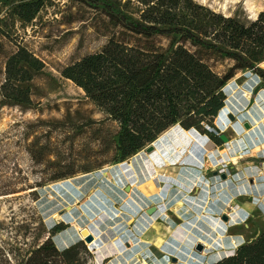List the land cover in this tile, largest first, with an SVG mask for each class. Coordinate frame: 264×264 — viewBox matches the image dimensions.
<instances>
[{
	"label": "rangeland",
	"instance_id": "1",
	"mask_svg": "<svg viewBox=\"0 0 264 264\" xmlns=\"http://www.w3.org/2000/svg\"><path fill=\"white\" fill-rule=\"evenodd\" d=\"M21 1L30 0H0V41H4L0 52V67L3 55L18 46L27 47L45 65L28 82L34 102L32 107L23 108L0 102V244L9 259L15 264H22L29 252L50 235L51 228L62 223V230L74 229L78 233L77 227L83 226L98 234L99 238L95 242L99 246L104 245L101 251L96 252L92 247L93 243L86 242L82 237L79 240H83L88 248V252H82V255L90 264H107L115 254L113 246L122 248L125 245L120 239L113 243V238L121 235L125 237V241L130 239L124 235L129 219L133 216L138 225H144L142 215L141 219L137 215L141 209L135 203L138 201V193L143 190L141 183L148 181L149 184L155 180L157 186L151 188H160V192L166 188L167 195L174 185L179 184L177 180L180 177L175 176L174 170L178 168L174 167L182 165L200 168L207 178L212 177L213 172L218 175L221 172L227 173L228 181L224 183V199L227 205L220 213L209 210L214 202H219V183L212 184V194L206 198L209 208L199 212L192 210L189 214V217H196L195 221L177 220L172 214L173 211L169 210L171 224L166 222L164 224L168 225L164 226L159 219L155 222L151 232L157 238L161 237L159 244L166 237L173 238L180 241L191 253L202 257L201 264H211L218 254L226 256L235 252L245 240L263 229L262 222L251 227L245 220L254 209L264 214V194L257 192V189L264 188V139L254 147L244 140L247 137L251 141L264 137V116L261 111L257 112L252 107L239 116L234 112L236 120H229L228 114L233 111L225 110L222 119H216V124L221 126L229 123L227 120L231 121L224 132L229 139L220 145L208 135L189 132L182 135L171 127L150 143L155 146L152 152L146 151V147L150 145L148 144L140 152L124 160L126 168L137 158L144 162H140V165L133 164L135 172L127 169L125 175L116 174L121 162L114 161L117 139L115 125L110 122H94L100 114L95 112L94 105L84 91L62 74L66 65L100 49L105 44L106 37L96 32L90 21L82 17L83 14H89L84 13L88 7L78 1L53 0L49 3L47 0V5L27 23H23L18 16L10 15L12 5ZM197 1L217 11L236 15L245 22L264 9L263 0ZM230 65L231 61H219L216 69L224 71ZM261 66L264 68V62ZM2 76L0 72V78ZM257 86L264 90V81L252 71L245 70L237 72L227 82L224 91L229 96L230 91L232 93L235 89L232 94L234 99L244 97L254 102ZM246 90L250 91L249 97L244 95ZM250 114L257 117V124ZM245 122L250 123L249 128H246ZM170 130L172 133L166 136ZM246 130L249 134L243 139L241 136ZM164 135L165 138H162ZM32 148L42 149L47 153L42 160L37 161L31 157ZM4 154L10 155L4 158ZM155 154L160 158L163 155L166 157L161 166H158ZM149 158L155 161L153 165L159 174H167L177 180L172 179L169 183L158 177L153 180L151 177L156 174V170L147 164ZM252 161L260 167L256 175L246 178L248 194L235 197L232 194L234 191L236 195H240L237 189L227 191L239 182L236 177L232 178V174L242 170L244 163ZM69 170L76 173L62 179L46 181L43 186H36L51 172ZM143 176L147 178L143 179ZM195 181L197 185L192 189L191 195L199 193L201 183L210 185V181L206 179ZM127 186L130 188L127 189ZM34 189L36 190L33 191ZM128 191L131 194L127 198ZM93 208H98L95 214H91ZM108 209L123 217L118 227L104 226L106 217L110 216ZM236 209L242 212L237 222L221 218L224 213L233 214ZM159 212L157 211L158 214ZM211 213L228 222L225 236H222L224 244L214 247L215 250L205 244L204 250L198 251L196 244L202 242L198 229L207 222ZM72 215L75 216L74 223L71 221ZM207 240V243H211L210 238ZM161 255L160 253L155 257L152 252L147 251L142 258L146 256L144 258L150 264H185L179 253L175 262L171 256L161 258Z\"/></svg>",
	"mask_w": 264,
	"mask_h": 264
},
{
	"label": "trees",
	"instance_id": "2",
	"mask_svg": "<svg viewBox=\"0 0 264 264\" xmlns=\"http://www.w3.org/2000/svg\"><path fill=\"white\" fill-rule=\"evenodd\" d=\"M45 1L14 3L10 15L30 22L47 5ZM74 1L88 7L84 13L89 14L82 17L106 42L66 65L62 74L94 105L100 114L94 122L115 125V162L140 152L171 127L182 135L205 134L222 144L215 120L226 105L225 85L245 70L264 81V9L245 22L197 0ZM219 61H231V65L219 71ZM44 65L25 46L6 52L0 67V102L32 107L28 82ZM30 151L37 161L47 153ZM74 173L51 172L36 186ZM63 228L62 223L52 227L22 264H90L82 255L88 252L83 240L63 249L55 244L53 237ZM1 262L15 264L0 244ZM211 264H264V227L235 252Z\"/></svg>",
	"mask_w": 264,
	"mask_h": 264
},
{
	"label": "crops",
	"instance_id": "3",
	"mask_svg": "<svg viewBox=\"0 0 264 264\" xmlns=\"http://www.w3.org/2000/svg\"><path fill=\"white\" fill-rule=\"evenodd\" d=\"M248 92H250V91H248ZM259 92H260V90L257 93L254 91L255 96ZM234 100H235V103H236V106H237L236 109H231L226 104L223 110L224 111L225 110H228L229 111V109H230L233 112H229V113H233L234 114V112H237V114L235 113L237 116H239L240 114L241 115L242 114H245L246 111L247 110H250L252 107H254L253 110H256L257 112H260L254 106L255 97H254V102H252L251 99L244 98V97L240 98L239 100H236V99H234ZM225 108H227V109H225ZM223 116H224V113H221V115H220L219 118L222 119ZM215 122H216V120H215ZM244 137H245V134H242L241 138L244 139ZM244 140H246V142H248L249 144H251L250 143L251 140H249L248 137H247V139H244ZM154 157H157L158 158V162H159V163H157L158 166H161L163 164V161L166 160V157L164 155H163V157L161 156L162 159L159 156H157L156 154H155ZM149 159H151V158H149ZM152 161H154V160H152ZM242 166H243V169L242 170H238L234 174H232V178L236 177L235 179L237 181L239 179H241V181H244L243 179L246 178V177L247 178L248 177H251L252 178V176H249V175L248 176H245V169L247 167H250V168L253 169L255 167V163L252 161V162H249L247 164L244 163ZM256 167L259 169L260 166L256 164ZM153 168L157 172L156 167L153 166ZM174 168H178V169H174L175 170V173H176L175 176L178 177V178L180 177L179 180L185 182V184L187 185L188 188L187 187H184L183 185L180 186V184H176V185H174L170 189V191L168 192V194L166 196H163L161 194V192H159L160 191V188H158L156 190H154V189L151 188L154 185L157 186L154 178H153V180H154L153 181V185H148L147 184L148 183L147 180H146L147 182H144L143 184L141 183V185L143 187L142 188L143 190L138 193V201L135 202V203L137 205V208L138 209H141L137 215H138L139 218L142 215L141 218L143 220L144 225L143 226L138 225L137 224V221L134 220L133 216H132L133 219L130 216L131 219H129V221L127 222L128 223V228L124 231V235L126 237L130 238V239L128 241H125L124 240L125 239L124 236H121V235L120 236H117L118 239H121L122 243L125 244V245L122 248L118 247L117 245H114L113 246V248H114L113 250H114L115 254L112 257V260L110 259L111 261H109L107 264H128L129 261H132V260H135V259L136 260L137 259L138 260H142L144 257H146V256H144L142 258V256L147 251L152 252L155 257H158V255L160 253L162 254L160 256L161 258H163V256H168L169 255V256H171V259L174 262L178 259L177 253H179L180 256L182 257L183 262L186 261V257H191V258H194V259L200 257V256H197V254H194L193 252L191 253L188 249H186L184 247V245L181 244L180 241L175 240V239L170 238V237L169 238L166 237L165 241L163 240L162 243L159 244V240H161V237L159 236L157 238L154 234H152L151 229H153L155 227L154 226L155 225V222H157L158 219L161 220L163 222V224L166 223V222L171 224V219H170V216L171 215L169 213V210L170 211H173L172 214H173V216H176V219L177 220L184 219V221H186L187 219H190V220L195 221V218L196 217L194 215H192V216L189 217L190 212L192 210L199 212V211H202V209L209 208L208 207L209 206L208 201H206L208 199H206V198H207V196L209 194H212V191H213V189L211 188L212 184H218V183H219V186H218V189H217L218 190L217 197L219 198V202H216V203L215 202L214 203L212 202L213 204L209 208V210L211 209L212 212L214 211V213H216V212L217 213H220L221 212V211H219L220 210V206L223 203V201H225V199H224L225 192H224V190L221 192L222 195H223V197H220L219 196V194H221L219 192H220L221 189L225 188V184H226L225 181L226 182L228 181L227 180L228 177L227 178H222L220 174L218 175L215 172H213V176L207 178L205 176V174L201 171L200 168L195 167V166H191V165H182V166L174 167ZM258 169H257V171H258ZM221 173H223V172H221ZM197 176H198V178H195ZM144 178H147V177L146 176H143V179ZM195 179H198V180L199 179L209 180L210 181V185H208V184L205 185V184L201 183V186H200L201 187V190L199 191V193L197 195H191V193H189V199H190V201L187 200V199H184L182 197L178 201H174V200L171 199L173 197L170 195V193H171V190L174 189V188L177 189V188L181 187V188H183L186 191L187 190L189 191V188L190 187H192V189H194L195 188V185H197V182L195 181ZM179 180H178V182H180ZM252 181H253V179H251V182ZM201 182H202V180H201ZM191 183H193V185ZM227 191H231V189H228ZM229 194H231V193H229ZM232 194L235 197L241 196V195H238V194L236 195L234 192H232ZM159 196L162 197V200L161 201H159L161 199ZM126 197L128 198V196H126ZM231 197H233V196H231ZM194 204L195 205L197 204V205L194 206ZM155 205H157V210L155 211L156 213L154 212L153 214H149L147 212V209H149L150 207L155 206ZM198 205H202V206L200 207ZM203 206H205V208H203ZM135 211H136V209H135ZM157 211H160L159 213L161 214V216H160V214L157 213ZM165 212H167V214L169 215V217H168V215H166L168 217L167 219H165V218L162 217V215ZM185 215H186V217H185ZM211 215H212V213H211ZM167 225L164 224V226H167ZM94 235H95V241L97 242L99 236H98V234H94ZM96 242L92 244V247L94 249H96V252H99V251H101L100 249L103 248L104 245L99 246ZM133 244L135 245V249L136 250L133 249ZM123 248H125V249H123ZM226 255H228V254H226ZM224 256H221V255L218 254L216 256V258H213L212 259L211 263H213V262L221 259Z\"/></svg>",
	"mask_w": 264,
	"mask_h": 264
},
{
	"label": "bare ground",
	"instance_id": "4",
	"mask_svg": "<svg viewBox=\"0 0 264 264\" xmlns=\"http://www.w3.org/2000/svg\"><path fill=\"white\" fill-rule=\"evenodd\" d=\"M233 92H235V89H233ZM233 92L231 93V91H230L229 96H227V98H226V104L231 109H236L237 106H236L234 97L232 95ZM244 95L249 97V92L248 91H245L244 92ZM254 106H255L256 109H258L259 111H261V113L264 116V90L263 89L260 90V92L255 96ZM222 113H224V110H223ZM252 114H250V115H251L252 119L256 122L255 124H257V117L256 116H253ZM230 123H231V121H229V123H227V122L224 123L225 124V129H226L225 131H227V129L229 128V126H230L229 124ZM244 134L245 135L249 134V131L246 130ZM263 139H264L263 136L258 137L256 139H253L250 142L251 143V146H253V147L254 146H258V144L260 143V141L263 140ZM137 159H135V161H132L131 163H129L128 166H127V168H126V165H125L124 161L121 162L120 165L117 168L118 170H116V174L121 173V174H124L125 175L127 169H129V171L131 169V170H133L135 172L134 165L133 164H136L137 163L138 165H140V162L144 163L141 159H138V160ZM147 164L150 165V166H152V168L154 166L153 165V161L151 159H148L147 160ZM257 169L258 168L256 167V164H255V167L253 169L250 168V167H247L245 169V176H248V175L249 176L256 175L257 172H258ZM157 177L159 179H162L166 183H169L172 179H175L173 176H170V175H167V174H159L158 172H156V174L153 175L152 178H157ZM246 178L243 179L244 181H241V179H239L238 180L239 182L231 190L237 189V192H239L240 195L247 194V186H246V183H245V181L247 180ZM162 180H160V181H162ZM176 180L177 179H175V181ZM179 181H180L179 182L180 186L183 185L184 187H187V185L185 184V182H183L181 180H179ZM150 184H153V181L152 182H149L148 185H150ZM191 189H192V187L189 188V191L188 190L186 191V190H184L181 187H179L177 189L174 188V189L171 190V193H170V195L173 197L171 199L174 200V201H178L182 197V198L187 199V200L190 201V199H189V193L192 192ZM223 190H225V188L221 189L219 193H221ZM257 192L260 195L264 194V188L257 189ZM234 193H235V191H234ZM126 194H127L128 197H130V194L131 193H130V191H128ZM219 196L220 197H223L222 193L219 194ZM159 197L161 198L159 201H161L162 200V197L161 196H159ZM196 205L194 204V206H196ZM226 205H227V202L223 201V203L220 206V210L219 211L223 212L224 211V208L226 207ZM155 206H157V205H155ZM198 206L201 207L202 205H198ZM203 208H205V206H203ZM93 209L91 210V214H95V212H96V210L98 208H96L94 210ZM254 210L255 211L250 212L245 217V220L250 224L251 227L256 226V224H258L259 222H262V220L264 219V214L262 212L257 211V209H254ZM108 211H109V209H108ZM109 212H110V216L108 215L106 217V220L104 221L105 222L104 226L105 225H107V226L108 225H113L112 227H118L119 224L121 223V220H123L122 219L123 217H120L121 214H119L116 211H111L110 210ZM241 214H242V212L240 211V209H238V210L236 209L233 214H230V216H229V219H230L229 222H237L238 221L237 218L240 219L241 216H242ZM166 215H168L167 212H165L163 214V218L167 219L169 217V215H168V217ZM88 219L90 220V218H88ZM74 220H75V216L72 215V220L71 221L73 223H74ZM227 227H228V222L227 223L224 222L220 218V216H216L215 217L214 215H210L209 218H208V220H207V222L204 223L203 225H201V228L198 229V230H200V233L198 235L199 236V239L204 244H206L207 247L212 248L213 250H215L214 247L220 246V245H223L224 244V242L222 241V236H225V233L224 232H225V230H226ZM82 228H83V226L77 227V230L79 229V232L78 233H76L74 231V229H66V230L60 231L59 233H57L53 237V239L55 241V244L59 248L63 249L65 247H68L71 244L77 242V240H79V239H81L83 237V235L81 234V229ZM97 228L100 230V227L98 225H97ZM89 229H91V228H89ZM91 231H92V229H91ZM195 233H197V232H195ZM207 238H210L211 243H207L208 242ZM116 239H118V237L113 238V242H115ZM120 242L122 243L121 239H120ZM133 249H135V245L134 244H133ZM202 260H203L202 257H198L196 259L191 258V257H186L185 264H201ZM139 263H141V264H150L146 259H142L141 261L138 260V259L137 260L135 259V260L129 261V264H139Z\"/></svg>",
	"mask_w": 264,
	"mask_h": 264
},
{
	"label": "water",
	"instance_id": "5",
	"mask_svg": "<svg viewBox=\"0 0 264 264\" xmlns=\"http://www.w3.org/2000/svg\"><path fill=\"white\" fill-rule=\"evenodd\" d=\"M259 90H260V86H257L256 89H255V92L257 93ZM228 118H229V120H236V117H235V115L233 113H229L228 114ZM229 120H227V121L229 122ZM245 126H246V128H249L250 127V123L249 122H245ZM221 138H222L223 141H227L229 139V137L226 134H224V133L221 134ZM154 149H155V146L153 144H150V145H148L146 147V151L148 153L152 152ZM216 174H218V173H216ZM220 175H221L222 178H227L228 177L227 173H225V172L220 173ZM129 188H130V186H127V189H129ZM166 192H167V190L165 188V190L163 192H161V194L166 196ZM156 210H157V206H152L149 209H147V212L149 214H153ZM221 218L223 220H225V221H228L229 220V215L224 213ZM81 234L83 235L84 240L86 242H89V243H94L95 242V235L89 228L83 227L81 229ZM204 245L205 244L203 242H198L196 244V249L198 251H203L204 248H205Z\"/></svg>",
	"mask_w": 264,
	"mask_h": 264
},
{
	"label": "built area",
	"instance_id": "6",
	"mask_svg": "<svg viewBox=\"0 0 264 264\" xmlns=\"http://www.w3.org/2000/svg\"><path fill=\"white\" fill-rule=\"evenodd\" d=\"M217 126H218V124H217ZM218 128H219V134L221 135L222 133H224L225 132V124H222L221 126H218ZM229 216H230V214H228ZM233 241H235V239H233Z\"/></svg>",
	"mask_w": 264,
	"mask_h": 264
}]
</instances>
